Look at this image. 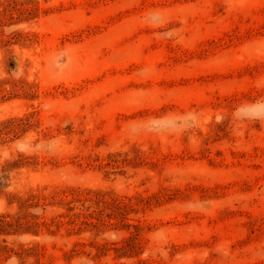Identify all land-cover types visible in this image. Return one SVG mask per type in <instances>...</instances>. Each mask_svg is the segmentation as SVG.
I'll return each instance as SVG.
<instances>
[{
    "label": "rangeland",
    "instance_id": "374dc122",
    "mask_svg": "<svg viewBox=\"0 0 264 264\" xmlns=\"http://www.w3.org/2000/svg\"><path fill=\"white\" fill-rule=\"evenodd\" d=\"M0 264H264V0H0Z\"/></svg>",
    "mask_w": 264,
    "mask_h": 264
}]
</instances>
